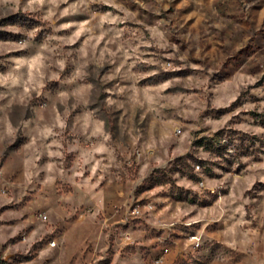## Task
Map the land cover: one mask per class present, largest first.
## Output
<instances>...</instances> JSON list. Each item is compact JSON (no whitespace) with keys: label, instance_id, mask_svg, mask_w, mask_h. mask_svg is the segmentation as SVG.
<instances>
[{"label":"rangeland","instance_id":"374dc122","mask_svg":"<svg viewBox=\"0 0 264 264\" xmlns=\"http://www.w3.org/2000/svg\"><path fill=\"white\" fill-rule=\"evenodd\" d=\"M0 264H264V0H0Z\"/></svg>","mask_w":264,"mask_h":264},{"label":"built area","instance_id":"2783aa9c","mask_svg":"<svg viewBox=\"0 0 264 264\" xmlns=\"http://www.w3.org/2000/svg\"><path fill=\"white\" fill-rule=\"evenodd\" d=\"M54 245V244H53Z\"/></svg>","mask_w":264,"mask_h":264}]
</instances>
